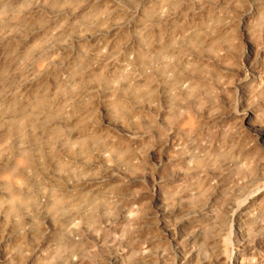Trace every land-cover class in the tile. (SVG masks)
<instances>
[{"label":"bare ground","instance_id":"6f19581e","mask_svg":"<svg viewBox=\"0 0 264 264\" xmlns=\"http://www.w3.org/2000/svg\"><path fill=\"white\" fill-rule=\"evenodd\" d=\"M0 264H264V0H0Z\"/></svg>","mask_w":264,"mask_h":264},{"label":"rangeland","instance_id":"374dc122","mask_svg":"<svg viewBox=\"0 0 264 264\" xmlns=\"http://www.w3.org/2000/svg\"><path fill=\"white\" fill-rule=\"evenodd\" d=\"M226 243L228 244L227 240H226Z\"/></svg>","mask_w":264,"mask_h":264}]
</instances>
